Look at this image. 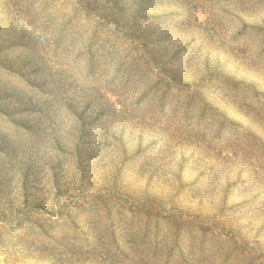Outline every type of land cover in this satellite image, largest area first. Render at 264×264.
<instances>
[{"label":"rangeland","instance_id":"1","mask_svg":"<svg viewBox=\"0 0 264 264\" xmlns=\"http://www.w3.org/2000/svg\"><path fill=\"white\" fill-rule=\"evenodd\" d=\"M0 264H264V0H0Z\"/></svg>","mask_w":264,"mask_h":264},{"label":"trees","instance_id":"2","mask_svg":"<svg viewBox=\"0 0 264 264\" xmlns=\"http://www.w3.org/2000/svg\"><path fill=\"white\" fill-rule=\"evenodd\" d=\"M31 214H34L33 212H31V211H28V212H26V215H31ZM19 217H18V220H20V219H22L21 218V216H24L23 215V213H19V215H18ZM70 219V220H75V219H72V217H71V215L70 214H68V213H63V212H58L57 213V215H56V219H54V220H58V221H63L64 219ZM87 233H84V235H86Z\"/></svg>","mask_w":264,"mask_h":264}]
</instances>
